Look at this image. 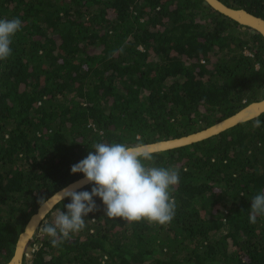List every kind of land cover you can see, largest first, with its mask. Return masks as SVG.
<instances>
[{"label": "trees", "instance_id": "1", "mask_svg": "<svg viewBox=\"0 0 264 264\" xmlns=\"http://www.w3.org/2000/svg\"><path fill=\"white\" fill-rule=\"evenodd\" d=\"M220 1L264 19V0ZM12 18L22 29L0 61V264L40 198L83 178L71 168L94 143L181 138L264 97V38L203 0H0V19ZM154 166L179 169L170 223L109 218L94 197L81 231L42 244L65 199L22 264H264V217L249 221L264 191V113L156 152Z\"/></svg>", "mask_w": 264, "mask_h": 264}, {"label": "clouds", "instance_id": "2", "mask_svg": "<svg viewBox=\"0 0 264 264\" xmlns=\"http://www.w3.org/2000/svg\"><path fill=\"white\" fill-rule=\"evenodd\" d=\"M21 29L19 18L0 19V61L12 55L13 37ZM256 126H260L259 121ZM92 149L71 168L73 174L82 173L83 179L60 192L61 199L70 202L57 210L52 223L42 226L54 247L86 226L85 218L98 210L94 197L102 200L109 218L159 225L171 222L176 209L173 193L180 180L178 168L154 166L155 153L143 142H96ZM86 184L93 185L90 192L80 190ZM47 202L41 197V208ZM258 216L264 217V191L251 200L250 223H256Z\"/></svg>", "mask_w": 264, "mask_h": 264}, {"label": "water", "instance_id": "3", "mask_svg": "<svg viewBox=\"0 0 264 264\" xmlns=\"http://www.w3.org/2000/svg\"><path fill=\"white\" fill-rule=\"evenodd\" d=\"M203 4L205 6H210L216 12L234 20L242 27L243 30L250 29L252 33L254 34L258 33L264 38V19L263 18L257 17L249 13L245 9H233L230 6L224 4L220 0H203ZM263 113H264V97H261L258 101L248 104L245 108L240 110L235 115L223 121H220L205 130H202V131H199L194 134H190L188 136H184L181 138H176V139H171V140H166V141H161V142H156V143L146 144V145L149 146L150 150L153 153L163 152V151L176 149L180 147H185V146L192 145L194 143L209 139L213 136L219 135L222 132H225L231 129L240 123L253 120L257 118L258 116L262 115ZM82 179L83 178H80L77 181H80ZM77 181L69 185L75 184ZM87 185L89 184H86L85 186ZM61 191L62 189L47 199L48 200L47 206L42 207V208H41V205L39 206L37 212L31 217V219L25 226L23 233L20 234L18 241L16 243V246H15L14 255L7 264H22L23 262H30L32 260L33 253L35 252V246L34 247L29 246V243L33 239L36 232L40 230L41 226L45 223L46 217L53 211V209L58 203L63 201L61 199V195H62V193H60ZM28 232H30L29 235H26L28 234ZM27 236L29 237L26 239L25 243L22 245L21 244L22 238L25 239Z\"/></svg>", "mask_w": 264, "mask_h": 264}, {"label": "rangeland", "instance_id": "4", "mask_svg": "<svg viewBox=\"0 0 264 264\" xmlns=\"http://www.w3.org/2000/svg\"><path fill=\"white\" fill-rule=\"evenodd\" d=\"M38 233H39V230L36 232V234L34 235L33 239H32V240L30 241V243H29V246H33V247L35 246V250L40 246L39 243H35V244H33V242H34V238L37 237ZM39 240H40V241L42 242V244H43V243H45V242L50 241V237H48L47 235H45V236L40 237Z\"/></svg>", "mask_w": 264, "mask_h": 264}, {"label": "bare ground", "instance_id": "5", "mask_svg": "<svg viewBox=\"0 0 264 264\" xmlns=\"http://www.w3.org/2000/svg\"><path fill=\"white\" fill-rule=\"evenodd\" d=\"M32 225H33V224H32ZM29 233H30V232H28V234H26V235H29ZM26 235H25V236H26ZM25 236H24V237H25ZM28 237H29V236H27L25 239L22 238V240H21V244H22V245L25 243V241H26V239H27Z\"/></svg>", "mask_w": 264, "mask_h": 264}]
</instances>
